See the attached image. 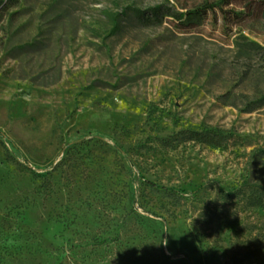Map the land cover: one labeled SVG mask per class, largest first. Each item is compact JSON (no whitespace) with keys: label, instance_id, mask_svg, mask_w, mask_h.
Returning <instances> with one entry per match:
<instances>
[{"label":"rangeland","instance_id":"rangeland-1","mask_svg":"<svg viewBox=\"0 0 264 264\" xmlns=\"http://www.w3.org/2000/svg\"><path fill=\"white\" fill-rule=\"evenodd\" d=\"M0 1V264H264V0Z\"/></svg>","mask_w":264,"mask_h":264},{"label":"trees","instance_id":"trees-1","mask_svg":"<svg viewBox=\"0 0 264 264\" xmlns=\"http://www.w3.org/2000/svg\"><path fill=\"white\" fill-rule=\"evenodd\" d=\"M236 0H216V1H209L197 5L193 8H188L186 11L180 13V16L186 14L187 17L191 18L194 15H199L201 17H208L209 14L214 11V13L218 12L217 6H221L222 10L225 6H230ZM257 2V4L263 3V0H248L245 4V7L250 6L248 3ZM260 6V5H259ZM3 8V1H0V10ZM229 9H235L229 8ZM160 11V6L153 8V12L158 14ZM244 10H239L238 14H241ZM116 24H119V21H116ZM252 43H256L252 41ZM264 98V96H263ZM193 133L196 137L200 138L201 140L214 143L216 145H222L225 143L226 139H231L234 143L240 141L241 137L233 132H225L221 129H208V130H193ZM249 202L254 204H259L264 206V190H258L255 196L249 197Z\"/></svg>","mask_w":264,"mask_h":264}]
</instances>
